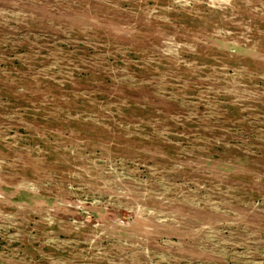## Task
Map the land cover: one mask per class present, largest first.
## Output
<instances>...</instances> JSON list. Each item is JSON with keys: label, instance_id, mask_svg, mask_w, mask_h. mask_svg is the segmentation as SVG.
<instances>
[{"label": "rangeland", "instance_id": "rangeland-1", "mask_svg": "<svg viewBox=\"0 0 264 264\" xmlns=\"http://www.w3.org/2000/svg\"><path fill=\"white\" fill-rule=\"evenodd\" d=\"M0 264H264V0H0Z\"/></svg>", "mask_w": 264, "mask_h": 264}]
</instances>
